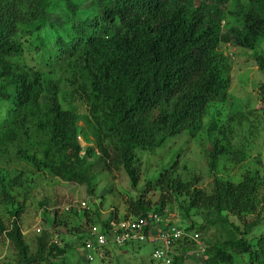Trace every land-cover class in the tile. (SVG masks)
Returning a JSON list of instances; mask_svg holds the SVG:
<instances>
[{
  "label": "trees",
  "instance_id": "trees-1",
  "mask_svg": "<svg viewBox=\"0 0 264 264\" xmlns=\"http://www.w3.org/2000/svg\"><path fill=\"white\" fill-rule=\"evenodd\" d=\"M85 1L0 0V105H6L0 133L9 141L19 132L28 138L32 126L46 137L48 147L41 159L26 154L21 158L62 181L76 185L88 181L84 167L88 149L80 155L77 115L69 108L72 92L60 94L50 77L43 79L40 71L15 61L23 52L21 41L27 40L39 51L44 65L49 69L57 65L55 71L69 74L73 92L87 108L102 162L109 160L116 168L120 165L135 185L137 176L129 163L132 151L158 148L166 136L179 132L180 124L192 134L206 104L220 100L225 93L223 59L217 51L220 44L231 42L251 52L264 44V0H245L244 5H236L230 15L238 25L229 27L226 33H222L221 22L229 0H91V7L82 11L80 5ZM53 14L61 19L59 23L48 20ZM254 60L259 69L264 67V55H256ZM258 90L264 97V84ZM215 129L212 121L209 132ZM211 149L209 170L213 171L226 150L218 139ZM171 169L147 183L144 192L158 191L157 201L151 204L141 195L125 201L121 219L161 214L172 195H183L189 200V208H214L216 217L208 221L210 227L226 225L238 235L224 242L231 255L217 250L207 264L230 262L232 254H244L259 262L258 249L252 251L245 239L247 231H240L220 216L221 210L240 217L254 210L251 195L256 178L245 175L234 185L213 177L214 193L204 195L192 183L184 184L173 177L175 167ZM83 217L87 227L92 221L102 227L113 218L117 220L113 214L102 222L96 212ZM192 226L182 229L186 234L199 230ZM6 236L22 255L27 252L16 225L12 223ZM83 238L78 235L76 245L80 246ZM45 244L43 237L38 238L37 253L24 264L74 251L51 242L42 256ZM106 252L113 253L104 247L99 264ZM260 254L264 264L263 249ZM179 260L173 256L171 264H179Z\"/></svg>",
  "mask_w": 264,
  "mask_h": 264
},
{
  "label": "rangeland",
  "instance_id": "rangeland-1",
  "mask_svg": "<svg viewBox=\"0 0 264 264\" xmlns=\"http://www.w3.org/2000/svg\"><path fill=\"white\" fill-rule=\"evenodd\" d=\"M91 4V0H87L80 8L84 11ZM239 4L244 5L245 0H229L224 6L222 33H226L229 27L238 25L230 12L235 11ZM51 19L55 23L61 21L57 14L48 17V20ZM21 43L22 55L15 59L20 66L40 71L43 79L50 77L60 94L72 92L69 108L77 115L76 135L81 147L80 155L88 149V155L84 156L88 181L78 185L62 181L48 171L38 170L30 161L21 158V154H26L28 157L41 159L48 147L46 137L32 126L28 129V138L18 131L15 138L9 141L0 133V264H24V261L37 253V239L42 237L46 240L42 256H45L53 241H56L58 248L70 247L74 251L66 250L61 257L49 255L44 262L36 260L29 264H59L61 261L63 264H99L95 256L92 262L83 260L81 248L76 245L77 236H82L87 227L83 225L84 214L96 212L102 222L107 221L113 214L121 219L125 215L124 202L134 200L139 195L143 200L154 204L159 193L156 190L145 193L147 183L156 179L163 170L173 167V177L184 184L192 183L204 195H213V177L221 183L234 185L245 175L256 178L257 186L251 195L254 210L241 217L221 210L220 216L225 217L228 223L237 226L240 231H247L245 239L251 243L252 251L258 249L259 262L244 254H232L230 262H215L262 264L260 255L263 254L260 251L263 249L264 252V97L260 95L258 87L264 84V67L259 69L254 57L264 55V44L259 45L253 52L238 48L231 42L220 44L217 51L223 59L222 79L227 82L225 93L220 100L206 104L198 128L192 134L185 130V124H180L177 127L179 132L166 136L158 148L133 150L129 163L136 173L137 181L135 185H131L120 165L116 168L109 160L102 162L87 108L73 92L69 74L62 70L55 71L57 65H51L49 69L43 64L37 49L27 40H22ZM62 106L66 108V103H62ZM5 107V104L0 105V118ZM150 118H154V113L150 114ZM212 121L217 129L209 132ZM216 139L223 144L226 153L217 159L216 170L211 171V147ZM82 201H87V210L61 211L64 206ZM188 201L183 195H172V200L163 204L160 212L161 216L169 218L173 226L182 229L193 225V228L199 229L202 250L189 240L178 241L172 247V255L180 259L178 263L207 264L208 259L213 260L217 250L231 255L224 242L238 235L226 225L216 224L210 227L208 221L216 217L214 208H189ZM91 219L93 218L89 217L90 221ZM12 223L18 228L22 242L27 246L24 255L6 236ZM91 223L94 222L89 224L92 225ZM42 231L44 234H41ZM119 247L121 248L117 249L114 245H107L113 253L106 252L100 264H154L149 259L150 251L146 244L141 247L133 246L131 250Z\"/></svg>",
  "mask_w": 264,
  "mask_h": 264
},
{
  "label": "built area",
  "instance_id": "built-area-1",
  "mask_svg": "<svg viewBox=\"0 0 264 264\" xmlns=\"http://www.w3.org/2000/svg\"><path fill=\"white\" fill-rule=\"evenodd\" d=\"M87 201L64 206L61 211L87 210ZM106 222V221H105ZM80 245L81 254L87 262L93 261V256L102 253L103 248L109 244L124 246L129 243L148 245L150 259L154 264H171L172 247L178 241L189 240L202 250L197 232L186 234L183 229L173 226L167 216L148 213L141 218H127L115 220L114 218L104 226L89 225L82 234ZM56 244V241H53Z\"/></svg>",
  "mask_w": 264,
  "mask_h": 264
},
{
  "label": "crops",
  "instance_id": "crops-1",
  "mask_svg": "<svg viewBox=\"0 0 264 264\" xmlns=\"http://www.w3.org/2000/svg\"><path fill=\"white\" fill-rule=\"evenodd\" d=\"M117 219V218H116ZM117 220H119V219H117ZM115 246V245H114ZM105 247H107V246H105ZM123 247H126V250L128 249V250H131V248L133 249L134 247H133V244H131V243H129V244H126V245H124ZM137 247V246H136ZM138 247H141V246H138ZM116 248L117 249H119V248H121V247H118V246H116ZM130 248V249H129ZM149 251H150V248H149ZM102 256V253L100 254V253H97V254H95V257H97V260L100 258ZM98 264V263H97Z\"/></svg>",
  "mask_w": 264,
  "mask_h": 264
}]
</instances>
